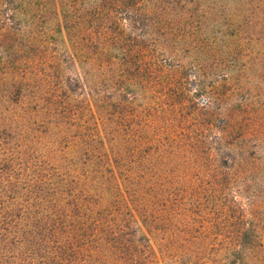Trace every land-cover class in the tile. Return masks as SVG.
I'll use <instances>...</instances> for the list:
<instances>
[{"label": "trees", "instance_id": "trees-1", "mask_svg": "<svg viewBox=\"0 0 264 264\" xmlns=\"http://www.w3.org/2000/svg\"><path fill=\"white\" fill-rule=\"evenodd\" d=\"M256 201L264 0H0V264H174L221 228L255 264Z\"/></svg>", "mask_w": 264, "mask_h": 264}, {"label": "rangeland", "instance_id": "rangeland-1", "mask_svg": "<svg viewBox=\"0 0 264 264\" xmlns=\"http://www.w3.org/2000/svg\"><path fill=\"white\" fill-rule=\"evenodd\" d=\"M245 62L240 65V75L245 73ZM234 68V67H233ZM232 72V71H230ZM219 73L222 75H229V72H222L219 70ZM255 73V72H251ZM257 73V72H256ZM204 100V98H202ZM201 101V100H200ZM241 204L245 208L244 217L250 219L248 214V201L243 196H238ZM264 210V202H258ZM264 212V211H261ZM232 230L221 228L219 231L213 233H199L193 232L185 238V240H180L174 247H171V252L166 253L167 258H172L174 264H227V261L224 259V243L229 240ZM260 234L264 235V225L259 230ZM162 236V235H161ZM160 236L150 235V241L152 244L159 247V245H165L167 240L160 239ZM203 242L205 244H203ZM235 243V242H234ZM168 246V244H166ZM162 248H165L163 246ZM255 264H264V253L259 255V259H256ZM155 264H163L162 262H155ZM168 264L169 260H168Z\"/></svg>", "mask_w": 264, "mask_h": 264}]
</instances>
